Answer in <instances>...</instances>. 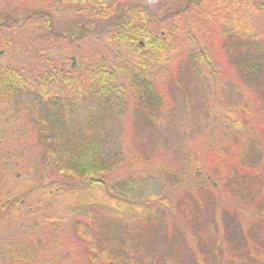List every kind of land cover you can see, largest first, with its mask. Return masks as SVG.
I'll use <instances>...</instances> for the list:
<instances>
[{
	"label": "trees",
	"instance_id": "obj_1",
	"mask_svg": "<svg viewBox=\"0 0 264 264\" xmlns=\"http://www.w3.org/2000/svg\"><path fill=\"white\" fill-rule=\"evenodd\" d=\"M64 1L0 13V264H57L66 240L75 264H264V0H83L60 20ZM124 117L189 160L123 145Z\"/></svg>",
	"mask_w": 264,
	"mask_h": 264
},
{
	"label": "rangeland",
	"instance_id": "obj_2",
	"mask_svg": "<svg viewBox=\"0 0 264 264\" xmlns=\"http://www.w3.org/2000/svg\"><path fill=\"white\" fill-rule=\"evenodd\" d=\"M180 0H141L142 3L146 4L147 6H149L151 9H153L155 12L157 13H163L166 10L170 9L171 7L177 5V3ZM3 3L0 4V8H3V11L0 10V13L2 12H6L5 10H8L9 12H14L16 10L20 11V10H24L25 8H28L29 6L27 5L29 0H4L2 1ZM86 3V1L83 0H77V1H64L62 3H60L57 7H55L57 9L56 14H58V19H65L66 17H68L69 15H71V13L79 7H82L84 4ZM33 5V3H31ZM30 5V4H29ZM257 29L259 30L260 34L262 36H264V26L261 24V22L258 20L257 21ZM207 45H213L212 46V50L213 53L219 58V62H220V67L219 69H222L223 71H227L229 72L228 69V58H229V54H234L233 52H230L228 50L225 49H221L219 50V42L209 38L207 39ZM221 46V45H220ZM230 73V72H229ZM235 78H237V76L235 75ZM218 79H220L218 77ZM208 87L210 88H218L220 93L224 92L227 90V87L225 86V84L218 80L217 83L215 82H208ZM191 91L194 90V88H190ZM180 96V95H179ZM175 107L176 106V101H174V103H172ZM196 110V109H195ZM22 114L24 116V119L21 117L20 121H19V125H21V123H24L26 121H28V117L25 115L26 111L23 109L21 110ZM178 114L176 115V117L173 119L172 121V125L173 127L176 128L177 132L178 129L181 130L180 134L182 135V137L186 134H184L186 131V129H192V133H196V132H200V134H204L206 132V127L205 128H201L202 126V116L201 114H195L193 117H190L188 115H181V120L180 123L181 124H176V118H177ZM201 116V118H200ZM120 125L121 128L120 129V134H118V140L120 139V142L123 145H132V146H136L138 145H143L147 152L149 154H151V157L153 160H155V164L158 165L160 162L163 163V161H170V160H176V161H183L186 162L189 159L186 157H181V153H178L179 150L182 148L183 152L184 149H188L189 145L188 144V140L187 141H178L172 138V136H168L169 141L166 143L167 145H162L164 144L163 141H152L149 135H144L146 133H139L138 136L136 137V139H133L131 137H129V134L127 132L126 129H128L130 127V123L128 122V119H126L125 117L122 118L120 120ZM170 124H166L167 130H169V128L171 127ZM13 127L12 123L8 124L7 126H5V128L3 130H5L6 132L8 130H10ZM183 128V129H182ZM195 129V130H194ZM179 133V132H178ZM199 134V133H198ZM198 135H196L197 137ZM181 137V138H182ZM18 138V133H16L15 137L12 135L11 139H15L14 142H12V144L14 145L16 150H24V155H23V162H22V171H25L26 173H28L29 171V157H27L26 154H34V155H30L32 158V160L37 161L39 159V153L38 151H36L35 148V144H36V140L33 138V136H27L26 137V141L25 138L23 139H17ZM8 139V137H4V140L8 141L11 140ZM131 142V143H130ZM198 142V141H196ZM134 145H133V144ZM162 143V144H161ZM168 147V148H166ZM195 155L198 156V158H201L202 160H205V154L200 152L199 146L195 147ZM38 153V154H37ZM37 154V155H35ZM241 202V201H240ZM76 250H74V247L71 245L69 240H66V244L65 247L62 248L61 250H59L57 255V264H75V261L78 262V260L76 259ZM67 258V259H66ZM71 258V259H70ZM64 259H66V261H64ZM61 261V262H60Z\"/></svg>",
	"mask_w": 264,
	"mask_h": 264
}]
</instances>
